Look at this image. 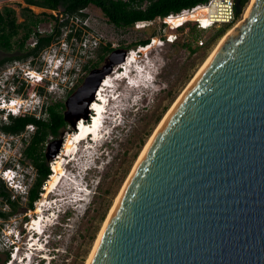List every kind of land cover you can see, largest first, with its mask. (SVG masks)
I'll list each match as a JSON object with an SVG mask.
<instances>
[{"label":"water","instance_id":"95a60500","mask_svg":"<svg viewBox=\"0 0 264 264\" xmlns=\"http://www.w3.org/2000/svg\"><path fill=\"white\" fill-rule=\"evenodd\" d=\"M112 69L89 71L86 110H64L65 122L87 118ZM87 264H264V0L251 1L159 127Z\"/></svg>","mask_w":264,"mask_h":264},{"label":"rangeland","instance_id":"374dc122","mask_svg":"<svg viewBox=\"0 0 264 264\" xmlns=\"http://www.w3.org/2000/svg\"><path fill=\"white\" fill-rule=\"evenodd\" d=\"M249 2L250 0L245 2L241 13L229 23L195 22L194 29H190L189 24H186L184 29L180 30L168 26L162 27L158 22L142 23L136 27L116 28L106 21L97 7L89 4L83 9L85 13L83 19H69L68 22L73 24V27L85 25L81 29L83 33L81 40L75 37L66 40L68 25L61 28L59 38L50 43L45 51L42 50L35 57L28 56L23 59L28 62V66L38 70L45 69L47 73L44 77L46 82L39 84L41 86H33L28 83L26 91L39 92L41 99L37 94V102L43 100L44 105L62 104V112L68 108L71 112L72 108L73 113L83 114L86 110L84 102L87 92L85 94L84 91H81L74 101L70 98L83 86L89 71L94 68L101 69L110 64L113 69L115 66L118 68L119 63L115 62L120 60L122 51L124 54H128V50L138 49L137 45L132 48L126 46L140 38L148 37V44L151 46L140 53H146L148 62L153 64L154 82L143 87L145 81H139L143 83L140 86L142 88L127 87V89H122V84L116 83L113 74L111 75L110 83L112 89L115 90L113 94H117V97H115V106L112 108L113 115H106L103 119L101 128L102 131L104 130V134L96 142L87 145L89 147L86 146L83 150L78 147L77 152L68 162H65V158L60 160L62 161L63 175H59L52 191L45 196V181L43 182L40 187L41 193L34 201L31 210L25 208L23 191L32 182L34 172L29 161L23 157L22 148L27 142L26 140L23 143V139L28 138L34 126L28 124L20 134L4 133L0 136V167L7 164L16 168L22 173L25 182V186L22 184L24 188L21 187L20 190L13 189L2 182L11 194L10 199L15 200L18 197V201L14 212L6 220L3 221L0 218V223H2L0 224V264H3L5 254L13 246L18 249L17 254L21 250H27L23 242L26 241V236L30 232L29 220L37 213L35 210L39 203L42 206L39 207L38 214L46 215L41 228L43 227V233L48 236L44 239L46 242L40 252L45 255L46 260H40V264L86 263L117 195L156 127L180 94L194 80L216 46L229 31L243 20L244 10ZM24 5L23 0H0V7L9 6L14 9L17 21L22 19L18 12ZM28 7L33 13L44 11L53 14L58 19L61 18L59 8L48 10L36 6ZM53 24L54 20H44L37 25L36 29L41 33L48 32ZM222 27L225 28L221 34L212 38L213 34ZM32 40L33 38L30 37L26 43H31ZM153 40H156L157 43L151 45ZM105 43H109L112 50L107 52L102 59H98L96 48ZM49 48L52 49L51 52ZM58 48L59 52L63 51V48L66 49L65 52H71L70 56L74 58L75 63L72 71H68L65 76L64 83L62 82L60 87L55 88L54 83L58 86L60 82H54L51 77L54 75L59 77L58 68H63L64 63L57 58L56 50ZM192 48H194L193 52L189 50ZM14 51L12 49L11 52L4 53L0 50V57L10 55ZM139 56L142 57V54ZM125 58L126 55H124ZM136 58L138 60L137 55ZM91 63H94V66H89L87 69L83 67V65ZM47 65L48 67H45ZM72 65L73 62H69L66 66L71 68ZM9 68L7 63L1 64L0 73L4 71L2 75H6L5 72ZM54 70L56 74H53ZM155 71L156 74H154ZM68 98L67 107L65 102ZM42 113H44V109L38 105L36 112L32 115L38 117ZM73 113L72 115H75ZM72 115H67V126L61 130L60 134L56 137L48 136L44 143L43 151L49 169L62 153L66 137L75 130L69 124ZM64 152L67 154L66 151ZM46 207H48V211L44 210ZM0 209L8 211L9 205L2 203ZM62 210L65 211V214H61ZM13 236L18 240H14ZM42 243L43 241H41ZM11 264L17 263L13 261Z\"/></svg>","mask_w":264,"mask_h":264},{"label":"trees","instance_id":"16d2710c","mask_svg":"<svg viewBox=\"0 0 264 264\" xmlns=\"http://www.w3.org/2000/svg\"><path fill=\"white\" fill-rule=\"evenodd\" d=\"M203 1L205 0H23L25 5L18 12L22 18L20 21H17L13 8L2 6L0 7V50L4 53H9L12 49L15 51L10 55L1 56L0 65L14 58L23 60L28 56H37L50 43L55 42L59 38L62 27H67L68 25L71 28L73 27V24L68 23L69 19L75 16L83 19L85 17L83 9L89 4L97 7L106 21L112 26L125 28L133 26L136 22H145L147 20L158 22L160 26H163L162 17L167 12L177 11L182 7H188ZM246 1L240 0V4L244 6ZM28 6H36L48 10H57L59 8L61 18L58 19L53 14L44 11L37 14L33 13ZM236 17L237 15L234 18ZM44 20H54V24L48 32L41 33L36 28ZM186 24H189L188 27L190 29H194L196 23L186 22L177 27L176 30L184 29ZM224 28L219 29L213 34L212 38L219 36ZM82 34L81 28L75 27L66 33L65 38L68 40L70 37H75L81 40ZM151 34L154 33L151 32ZM30 37L33 38V45L26 43V40ZM148 42V37L140 38L129 43L126 47L132 48L133 46L144 45ZM186 46L189 47V45ZM111 50L109 43L98 45L96 48L98 59H102ZM189 50L193 52L194 48ZM89 66H94V63L83 65L85 69L89 68ZM39 90H41L40 87ZM61 108L62 104L60 103L45 104L43 115L35 117L28 113L9 116L7 123L0 124V130L9 134H20L28 124L34 126L28 138L23 139V143L26 140L27 142L22 148L23 157L29 161L34 172L32 182L23 191L25 194V208L27 210L33 209V203L41 193V185L51 174L47 160L45 159L43 147L48 136H58L61 130L67 126V122L62 117ZM2 182L0 179V204L7 203L9 205L8 211L0 209V218L4 221L14 212L18 197L15 200L10 199L11 194ZM7 258L8 251L5 254L4 261Z\"/></svg>","mask_w":264,"mask_h":264},{"label":"clouds","instance_id":"9594fccd","mask_svg":"<svg viewBox=\"0 0 264 264\" xmlns=\"http://www.w3.org/2000/svg\"><path fill=\"white\" fill-rule=\"evenodd\" d=\"M148 43H146V44H148ZM147 46H149V44ZM59 48H58V50H56V52L58 53L57 58L59 61L64 62L63 68H61V67L58 68V71L60 72L59 77H57L56 75H54L52 77L49 76L52 78V80L54 82H60L58 86H57V84L54 83L55 88L60 87V84L62 82L64 83V81L66 80V79L64 80L65 76H67L68 71H70V72L72 71V69L74 67V63H75L74 58H72L70 56L71 52H65V50H66L65 48H63V51L59 52ZM49 49L51 52L52 49L51 48H49ZM44 51H45V49H44ZM140 54H142V57H140L138 54L137 64L140 67H142V69H143L142 73H135L134 71L130 72V75L132 77H134L135 79L137 78L135 86H137V84L140 83L139 80H140L141 76H142L143 81H145L144 82L145 84H150V83L154 82L153 64L148 62V57H147L146 53H140ZM69 62H73V65L71 68H68L66 66ZM15 63H17V65H15ZM8 65L10 68L8 70H6V72H5L6 75H4V74L2 75V73L4 71L0 73V98L8 101L9 103H13L15 106V111L9 112L6 109L0 108V124L7 123L9 116H18V115H22V113H30V114L34 115L38 105H40L42 108L44 107L43 100L37 102V100H38L37 94L39 95L40 93L39 92L34 93L32 90L26 91V87H27L28 83L30 85L35 86V85H39L41 83L46 82L44 79V77L47 74L46 70L45 69L38 70V69L32 68V67L28 66L29 65L28 62H25L22 59L8 63ZM45 67H48V65ZM27 69H32V70H36V71L40 72L41 73V79L38 78V76H37V78L36 77L32 78L31 76L27 75L25 73V71ZM30 73H32V72H30ZM156 73L157 72L155 71L154 74H156ZM53 74H56L55 70L53 71ZM62 77H63V79H62ZM116 83H121L122 89H127V87L128 88L134 87L131 85L128 86L124 80L116 81ZM39 86H41V85H39ZM141 86H142V84H141ZM39 98H40V95H39ZM19 100H21V101H19ZM114 102H115V99H109L108 100V104L106 105V108L108 111L112 109ZM43 114L44 113H42L41 115H43ZM2 116H7V119H3ZM26 126H25V128H27ZM5 175L10 178V181H11L10 184H13V185L15 184L16 186H19V190L21 187L24 188L22 186V184H24V186H25L24 178L22 176V173L17 171L16 168L10 167L7 164H3V167H0V179L3 181V183L6 184V182L4 181ZM61 214H65V211L62 210ZM42 230L44 232L43 227H42ZM42 234L43 235L41 236V238H39L38 241L34 240L35 244H36L35 247L37 245L39 247H42L40 252L43 250V246L45 245V242H46V241H44V239L48 237L47 234H45V233H42ZM38 237H39V235H37V238ZM16 240H18V238H16ZM36 241H37V243H36ZM41 241H43L42 244H41ZM40 252H38L37 250H34V249L33 250L27 249L25 251L21 250L17 255H18V259L20 257H23L24 258L23 261L21 263H17L15 260L14 261L17 264H40V260H43V259L46 260L45 255L43 253H40ZM12 260L13 259H11L10 256L8 255V258L5 261H7L9 264H11L13 262ZM4 262H3V264H4Z\"/></svg>","mask_w":264,"mask_h":264},{"label":"bare ground","instance_id":"6f19581e","mask_svg":"<svg viewBox=\"0 0 264 264\" xmlns=\"http://www.w3.org/2000/svg\"><path fill=\"white\" fill-rule=\"evenodd\" d=\"M251 1H252V0H250L249 4H248L247 7L245 8V10H244V14H245V11L248 9V7H249ZM244 14H243V18H244ZM222 41H223V40H222ZM222 41L220 42V44L222 43ZM155 43H157L156 40H155V41L153 40V41L151 42V45H154ZM220 44H219L218 46H216V48L213 50V52H212V53L209 55V57L206 59L205 63L203 64L204 66L207 64V62H208L209 59L212 57V55L215 53V51H216L217 48L220 46ZM149 45H150V44H149ZM147 47H148V48H147ZM147 47H145L144 49H141V50L149 49L151 46H147ZM127 58H128V54H126V58L123 59L124 62H123V60H122L121 62H119V64H118L117 66H120L121 64L125 65V64H126V59H127ZM204 66H202V67L200 68L199 73H200L201 70L204 68ZM115 68H116V66H115ZM115 68H114V69H115ZM114 69L111 70L110 73L108 72L109 74H107L106 76H103V79H102L103 81H101V83H99V86L97 87L98 90L96 89L97 92L94 93L95 98L92 99V101H91L92 103H90L89 109H91V107H95L96 109L99 108L100 105L96 102V98L98 97V95H101V91H105V92H106V89H105L104 87H102V86L105 85V84H108V82L110 81L111 75L114 74L115 72L119 71L118 68H117L116 70H114ZM197 72H198V71H197ZM199 73L196 75V77L199 75ZM196 77L194 78V80L196 79ZM93 79H94V77H93V78L91 77V78H90V79L84 84V86H83L81 89L78 90V92H77V93L75 94V96L73 97V101L75 100V97H76L81 91H84L85 94H86V92H87L86 96L88 95V92H89V90H90V86H91V83H92ZM111 79H112V78H111ZM194 80H193V81H194ZM139 81L144 82L143 79H142V76L140 77V80H139ZM193 81L189 84V86L187 85L188 88H189L190 85L193 83ZM141 84L143 85V83H141ZM141 84H137V86H135L134 83H133L132 85H134V88L137 87L136 89H138V88H142V87H140ZM145 85H146V84L144 83L143 87H145ZM131 88H133V87H131ZM188 88H187V89H188ZM187 89H185V91H184L182 94H180V96H179V97L177 98V100L173 103V105L171 106V108L167 111V113L165 114V116L161 119V121H160V123L158 124V126L156 127V129H155L153 135L151 136V138L149 139V141H148L147 144L145 145L143 151H142L141 154L139 155V157H138V159H137L135 165L133 166V168H132V170H131V173H132L134 167L136 166V164L138 163V161L140 160V158L142 157V155H143L144 151L146 150L147 146L149 145L151 139L153 138V136L155 135V133L157 132V130L159 129V127L162 125V123L164 122V120L166 119V117L168 116V114L170 113V111L174 108V106L177 104V102L180 100V98L183 96V94L186 92ZM116 97H117V96H116ZM71 113H73V112H72V108H71ZM73 114H75V113H73ZM76 114H80V113H76ZM83 114H84V113H83ZM83 114H80V115H83ZM83 120H85V119L83 118ZM83 120H82V118H80V120L78 119L77 122L75 123V124L78 125V128H79V133H78V135H82V134L87 133V132H89V131H91V130H92V131L95 130V127H94V124H95V122H96V119H95V118L92 120V125H91V126H86V125H84V124H80ZM88 122H89V121H88ZM73 128H75V127H73ZM95 132H96V135H98V134L100 133V130H99V129H96ZM72 134H73V135H74V134H77V129H76V128H75V130H74V132H73ZM72 134H70L69 136L66 137V139H65V141H64V143H63L62 153L60 154V156H58V157L56 158V161H55V162L53 163V165H52V168H51V169H52L51 174L49 175L48 179L45 181V184H44V196H45L47 193H49L50 191H52V188L54 187L55 182H57V179L59 178V175H63V173H62V172H63V170H62V163H61L62 161H60V160H62V158H63L64 151H66L67 153H69L70 151H72V148H73V142L70 140ZM78 143H79V142H78ZM91 146H92V145H91ZM131 173H129V177H130ZM61 177H62V176H61ZM129 177L127 178V180H126L125 184L123 185L121 191H120L119 194L117 195V197H116V199H115V202L113 203V205H112V207H111V209H110V211H109V214L107 215V217H106V219H105V221H104V223H103V226H102V228H101V230H100V232H99V234H98V236H97V238H96V240H95V243H94V245H93V247H92V250H91V252H90V254H89V257L87 258V261H86L85 264L88 263V261H89V259H90V257H91V254H92V252H93V250H94V248H95V246H96V243H97V241H98V239H99V237H100V235H101V233H102V230H103V228H104V226H105V224H106V222H107V219H108L110 213L112 212V210H113V208H114V206H115L117 200L119 199V197H120V195H121V193H122V190L124 189V187H125V185H126L128 179H129ZM39 211H40L39 208H37V209L35 210V212H37V213H38ZM36 221H37V220H36ZM36 221L33 220V222H31V225L36 226V224H37ZM38 226H39V227L41 226L40 223L38 224ZM30 227H31V226H30ZM30 227H29V228H30ZM42 235H43V234H39V237L37 238V241L39 240V238H41ZM32 237H34V234L31 236V238H32ZM30 240H31V239H30ZM37 241H36V243H37ZM34 244H35V241H34ZM31 249H32V250L34 249V250H37L38 252H40V250L42 249V247H39V246L37 245L35 248H31ZM12 261H14V260H12ZM22 261H23V260H22ZM22 261H21V262H22Z\"/></svg>","mask_w":264,"mask_h":264},{"label":"built area","instance_id":"2783aa9c","mask_svg":"<svg viewBox=\"0 0 264 264\" xmlns=\"http://www.w3.org/2000/svg\"><path fill=\"white\" fill-rule=\"evenodd\" d=\"M235 17L234 13V0H205L200 3H196L194 5L188 7H182L177 11H169L162 17V21L164 26L177 28L183 25L186 22H204V23H211V24H219V23H229ZM80 17L75 16L72 19H78ZM81 20V18H80ZM151 20H147L145 22H136L133 24L134 27L138 26L139 24H152ZM85 25H80L79 28L83 29ZM75 27L68 26L66 28V33L69 32L71 29L73 30ZM83 35V34H82ZM83 37V36H82ZM33 40L30 45H33ZM94 43V41H93ZM32 72V73H30ZM25 73L32 78H40L41 73L27 69ZM21 101V100H19ZM0 108L6 109L9 112L15 111V106L13 103H9L8 101L0 98ZM3 119H7V116H2ZM4 134L2 130H0V136ZM1 142V139H0ZM4 144H7L4 142Z\"/></svg>","mask_w":264,"mask_h":264},{"label":"flooded vegetation","instance_id":"af4514ba","mask_svg":"<svg viewBox=\"0 0 264 264\" xmlns=\"http://www.w3.org/2000/svg\"><path fill=\"white\" fill-rule=\"evenodd\" d=\"M17 60H18V59H15V58H14V59H11L10 61L4 62V63H7V64H8V63H11V62H14V61H17Z\"/></svg>","mask_w":264,"mask_h":264}]
</instances>
